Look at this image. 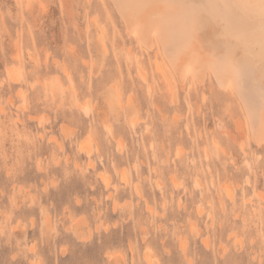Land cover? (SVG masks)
Segmentation results:
<instances>
[{"label": "rangeland", "instance_id": "374dc122", "mask_svg": "<svg viewBox=\"0 0 264 264\" xmlns=\"http://www.w3.org/2000/svg\"><path fill=\"white\" fill-rule=\"evenodd\" d=\"M122 22L0 0V264H264V139Z\"/></svg>", "mask_w": 264, "mask_h": 264}, {"label": "bare ground", "instance_id": "6f19581e", "mask_svg": "<svg viewBox=\"0 0 264 264\" xmlns=\"http://www.w3.org/2000/svg\"><path fill=\"white\" fill-rule=\"evenodd\" d=\"M110 2L127 35L143 49L158 46L178 83L188 79L202 83L209 78L219 89L231 92L240 103L248 131L257 138L250 135V139L256 143L264 139V0ZM188 5L209 7L200 10ZM201 11L204 23L199 22ZM156 68L163 73L160 63ZM237 128L241 132V126ZM103 182L109 184L107 179Z\"/></svg>", "mask_w": 264, "mask_h": 264}, {"label": "snow or ice", "instance_id": "6c2138e0", "mask_svg": "<svg viewBox=\"0 0 264 264\" xmlns=\"http://www.w3.org/2000/svg\"><path fill=\"white\" fill-rule=\"evenodd\" d=\"M188 7H193V8L203 10V9H206L207 7H209V5H188ZM262 7H264V4H262ZM205 20H206V17L203 15V13L201 11V15L199 17V22L204 23ZM262 24H264V17H262Z\"/></svg>", "mask_w": 264, "mask_h": 264}]
</instances>
